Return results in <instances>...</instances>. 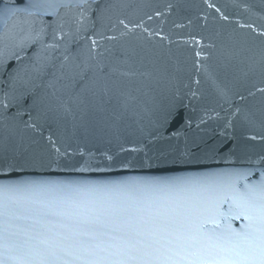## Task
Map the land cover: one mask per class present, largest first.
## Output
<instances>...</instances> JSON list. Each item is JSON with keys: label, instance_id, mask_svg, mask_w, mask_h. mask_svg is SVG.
<instances>
[{"label": "water", "instance_id": "95a60500", "mask_svg": "<svg viewBox=\"0 0 264 264\" xmlns=\"http://www.w3.org/2000/svg\"><path fill=\"white\" fill-rule=\"evenodd\" d=\"M0 264H264V0H0Z\"/></svg>", "mask_w": 264, "mask_h": 264}]
</instances>
